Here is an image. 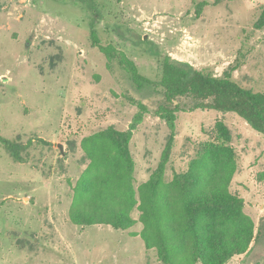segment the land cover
<instances>
[{
  "label": "rangeland",
  "instance_id": "obj_1",
  "mask_svg": "<svg viewBox=\"0 0 264 264\" xmlns=\"http://www.w3.org/2000/svg\"><path fill=\"white\" fill-rule=\"evenodd\" d=\"M262 15L264 0H0V264H165L140 220L155 173L174 230L179 176L194 179L195 194L218 188L238 199L236 215L202 224L244 238L225 264H264V136L213 110L177 113L171 129L154 114L161 97H140L90 36L152 81L166 55L215 76L238 62L233 80L264 93ZM108 128L129 133L131 175L116 149L89 140ZM100 198L135 224L72 221L75 207Z\"/></svg>",
  "mask_w": 264,
  "mask_h": 264
},
{
  "label": "trees",
  "instance_id": "obj_2",
  "mask_svg": "<svg viewBox=\"0 0 264 264\" xmlns=\"http://www.w3.org/2000/svg\"><path fill=\"white\" fill-rule=\"evenodd\" d=\"M254 27L264 28V15ZM90 36L92 45L105 55L108 63H118L127 81L140 97H161L154 114L171 129L177 113L213 110L235 114L253 131L264 136V93L243 88L233 80L231 73L239 68L240 63L236 62L231 70L221 76H215L206 69L195 70L190 66L176 65L166 55L160 62L159 81H152L142 76L136 65L124 54L117 53L112 44L102 46L94 31ZM145 113L146 107L139 104L134 117L136 125L142 122ZM89 140L102 141L116 149L125 164L126 174L131 175L129 133H119L108 128L91 136ZM177 182L181 184V193L185 199L178 208L180 220L175 230L167 222V215H163L168 209L161 198L163 192L160 190L159 174L155 173L146 185L152 199L149 205L142 207L140 220L144 224L142 237L147 249L155 247L165 264H225L230 258L243 253L247 245L243 242V237L219 234L206 229L202 224L205 215L216 218L236 215L239 212V200L218 188L211 191L200 189L195 194L194 179L186 176L177 177ZM100 199L102 204L86 200L82 206L75 207L72 221L81 226L109 224L120 230H127L135 224L126 207L105 202V198ZM262 223L264 224V217ZM258 235L257 233L255 241Z\"/></svg>",
  "mask_w": 264,
  "mask_h": 264
}]
</instances>
